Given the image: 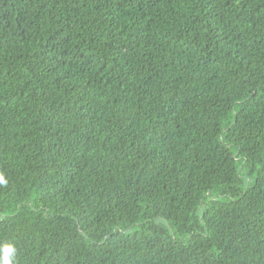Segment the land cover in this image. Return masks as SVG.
<instances>
[{
	"label": "trees",
	"instance_id": "16d2710c",
	"mask_svg": "<svg viewBox=\"0 0 264 264\" xmlns=\"http://www.w3.org/2000/svg\"><path fill=\"white\" fill-rule=\"evenodd\" d=\"M0 174L14 264H264V0H0Z\"/></svg>",
	"mask_w": 264,
	"mask_h": 264
},
{
	"label": "clouds",
	"instance_id": "9594fccd",
	"mask_svg": "<svg viewBox=\"0 0 264 264\" xmlns=\"http://www.w3.org/2000/svg\"><path fill=\"white\" fill-rule=\"evenodd\" d=\"M0 184H7V180L0 174ZM16 248L12 243L0 245V264H14Z\"/></svg>",
	"mask_w": 264,
	"mask_h": 264
}]
</instances>
